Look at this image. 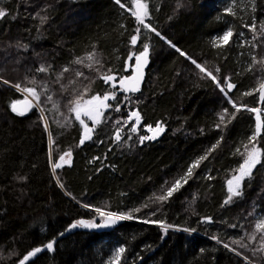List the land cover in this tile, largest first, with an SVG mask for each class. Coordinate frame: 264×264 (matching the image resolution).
Wrapping results in <instances>:
<instances>
[{"label":"trees","instance_id":"1","mask_svg":"<svg viewBox=\"0 0 264 264\" xmlns=\"http://www.w3.org/2000/svg\"><path fill=\"white\" fill-rule=\"evenodd\" d=\"M244 1H251L245 5L246 22L237 13L240 0L231 7L238 16L223 14L226 0H150L154 11L150 10L149 19L197 62L208 69L220 68L218 74L214 72L219 78L231 77L237 88L229 95L237 105L264 111L258 92L243 95L258 89L263 80L264 35H259V24L264 22V0ZM0 9L6 12L0 18V77L5 72V79L20 78L27 83L23 86L36 87L43 109L34 107L24 116L11 112V101L25 96L12 86L14 82L8 86L0 82V264H18L28 251L53 239L55 250H45L28 264H110L120 246L126 248L127 256L122 264H245L236 252L223 247L228 243L232 248L231 234L235 240L240 235L238 246L246 245L241 248L249 250L246 255L254 263L264 264V230L255 228L258 216L246 222L249 213L264 214V129L257 144L262 163L254 170L250 186L246 181L243 197L224 204L229 195L225 181L242 163L245 145L251 147L254 113L242 108L235 119L226 116V128L223 124L217 128L223 110L231 114L235 109L216 84L164 40L142 30L147 38L142 42L150 45V64L141 91L128 94L130 99L119 112H105L108 119L101 124L85 119L94 129L93 139L79 146L81 126L67 101L76 92L89 99L97 92L110 91L100 79L106 69L118 78L131 74L125 69L142 50L141 42L130 45L139 27L135 17L114 0H0ZM253 16L258 24L255 40L243 27ZM41 17L47 19L42 23ZM228 27L237 34L243 31L253 44L240 53L235 43L238 35H234L228 45L215 47L213 37ZM92 51L103 68L83 59ZM78 58L83 62L74 63ZM40 66L50 67L41 73L36 70ZM37 80L47 82V93ZM89 84L91 93L85 91ZM56 89L60 93L48 100ZM132 110H139L142 118L136 134L131 132L134 123L126 119ZM157 123L165 129L161 137L140 143L143 126ZM117 129L119 141L115 140ZM221 136L223 140L186 186L167 202H157L162 189ZM66 152H71L69 163L53 172L52 163ZM22 176L27 179L20 181ZM85 203L106 211H141L133 212L138 222L120 221L110 230L78 228L58 236L77 219L96 217L91 208L81 206ZM206 217L211 221L203 222ZM145 219L171 227L164 233L157 223H143ZM233 224L237 230L230 227ZM250 234L256 238L250 239ZM254 250L259 251L253 255Z\"/></svg>","mask_w":264,"mask_h":264},{"label":"snow or ice","instance_id":"2","mask_svg":"<svg viewBox=\"0 0 264 264\" xmlns=\"http://www.w3.org/2000/svg\"><path fill=\"white\" fill-rule=\"evenodd\" d=\"M114 3L120 7V9H123L127 12H131V15L135 17V21L139 25V27H136L134 32L135 34L131 35L130 37V45L136 46L138 42H141L142 50L139 51L137 55H134V64L129 65L125 70H131L132 75L128 76H119L111 69H106L105 74L100 76V79L103 81V83L109 85L110 91H101L97 92L96 94H92L89 99H84V96L81 92H76L75 98L69 99L67 101L69 106V111L73 112L75 114V119L79 121L80 125L83 126V132L80 139V144L83 145L86 141H90L93 139V132L94 129L90 128L88 124L85 122V119L82 117L87 118V120H91L95 125H99L102 122L106 121L108 117L105 116V112L108 110H114L116 112H119L121 110V104H124L125 102L129 101V93L135 94L141 91V83L144 78L143 70L147 66L150 60V45L146 42H142L143 39H147L146 37H143V31L147 30L150 33H153L156 37L160 38L161 40H164L171 48H173L177 53H179L180 56L185 57L187 60L190 61L192 65L195 66L196 69H199L200 73H204L206 77L210 78L217 86L219 91L223 94L225 97V100L231 104L232 108L235 109L234 113H229L228 109L225 108L223 110V113L219 115L220 123L216 125L217 128H221V125L223 124L224 127H227V124L225 123L226 116H231V119L236 118V113H240L241 109H245L249 113L255 114V132L254 134L249 137V142L251 144V147H248L245 145V152L240 153L241 156H243V161L240 163L238 169L235 170L234 175L230 179L227 180V191L229 193L227 199L224 201V204H230L234 201L235 198H242L244 194V187L245 182H248V185L250 186L251 179L254 174V170L257 168V165H260L262 163V151L261 148L257 147V144L259 143V137L261 135V130L264 129V120H262V116H264V111H262L261 107H249L245 104L237 105L233 101V98L229 95V93L237 88V84L231 82V77L225 76L224 78H219L218 75L214 74L220 72V68L208 69L203 63L197 62L196 59L189 56L185 51H183L181 48H179L176 44H174L171 40L167 39L165 35L161 33L153 24L151 23L150 17V10L154 11V9H150V0H131V7L128 6V0H125V2H122V0H114ZM233 9L231 7H228L225 9V14H232ZM6 15L5 10L0 9V18H3ZM38 15V14H37ZM41 22L43 23L47 18L41 17ZM243 27L248 28L250 32L253 33L252 39H257V20L253 16L251 23H245ZM234 35H238L240 37L244 36V32L241 31L238 34L234 33L232 30V27H228L222 35L219 37V43L214 45L215 47H222L226 46L230 43V40L233 38ZM259 35H264V22H261L259 24ZM245 41H240L241 47ZM25 48L27 46H24ZM88 60L92 61L93 63L97 64L99 67L103 68V64L100 60L96 59V52L92 51L89 52ZM255 59V58H254ZM264 60V58H261ZM128 60H133V54H129ZM76 64H80L83 62L82 58H78L73 61ZM50 66H40L36 70L38 72L44 73L49 70ZM91 67V65H89ZM65 72L68 71L67 68L64 69ZM112 73V74H107ZM78 76H83V73L77 72ZM259 76V74H255ZM91 80V78H89ZM0 81H2L4 84H10L11 82L7 79H3L0 77ZM15 87L18 91L22 93L29 94L32 99L30 100L27 96H25L24 99H16L11 101L9 107L11 112L15 113L19 116L26 115L29 111H31L34 107L39 108L41 111L43 109L41 108V95L37 91V88L32 86H22L20 83H15L12 85ZM85 91L91 93L92 88L91 85H85ZM258 92V102L264 104V83H261L259 85L258 89L249 90L243 93L244 96H253L254 93ZM119 93H123L124 95L121 97ZM48 100H51L52 97L48 96ZM35 101V103H33ZM114 102V103H110ZM135 119V124L131 128V132L136 133L138 132V126L141 124V113L139 110H132L128 114V121H131L132 119ZM41 119H44L43 116H41ZM231 121L229 120L228 123ZM117 124L121 123V120L116 121ZM127 123V121L125 122ZM147 131L151 133V135H141L139 136V142L143 143L144 141L154 140L156 139L163 131L164 128L160 123H157L155 128L152 127V125H146ZM131 138V137H129ZM122 137L120 135V129H117L115 134V140L119 141ZM223 140V136L220 137V140L217 141L216 144L212 145L210 149L206 151L204 155L199 156L196 158L193 162L190 163V165L187 167L186 171L183 172V174L179 175L178 177L174 178L173 181L170 183V186H167L166 188L162 189V194H159L155 197L156 201L159 203H165L167 202L176 192H179L188 182L193 178L195 175V170L199 169L201 164L207 160L211 154L212 151H214L220 141ZM102 142V141H101ZM239 151V150H238ZM71 152H66L64 155L59 156V162H53L52 163V169L53 172L55 170L62 168L64 164L69 163V160L65 159V157H70ZM50 159H51V153H50ZM20 181H24L27 179V177H18ZM211 179V177H209ZM59 183V180H58ZM168 184V182H166ZM61 187H63V184H60ZM86 209L91 208L97 217L100 218V222L97 223L95 218L92 219H77L73 223H71L68 228L65 229L64 232L58 233V236L63 237L66 233L82 228V229H99V228H105V227H111L113 225H116L120 221H127L134 219L133 212H140L141 209L137 208L131 211H106L103 210L101 207H94L89 203H85L83 205ZM147 207V205H145ZM150 215L154 216L156 215L155 212H152ZM251 215V213H249ZM206 221H211V217L204 218ZM143 223H157L159 224L163 230L164 233H167L171 225H166L163 221L159 220H151V219H145L143 220ZM230 227H237V225L233 224L230 225ZM255 228L258 230H264V219H261L259 223L255 224ZM184 231H189V229H184ZM191 231H195V229H192ZM250 239H255V235L250 234ZM213 239H217L216 237H213ZM264 239V237H262ZM57 241L53 239L50 242H47L43 246H37L28 251L26 254L23 255L21 259H19L18 264H28V262L33 261L34 258H38V254H41L45 250L48 252H52L55 250V245ZM233 243H238V241H233ZM223 247L225 249H229L231 251H236L234 248H231L230 244L223 243ZM241 247H246V245L241 244ZM264 250V246H262V249ZM203 251V250H201ZM256 251L254 250L253 255L256 254ZM126 248L124 246L118 247L113 255V258L110 262V264H122V258L123 260H127V256L125 255ZM236 255L241 256L243 260L245 261V264H253V261L247 256L244 255L241 252H236ZM142 259V257H141Z\"/></svg>","mask_w":264,"mask_h":264},{"label":"rangeland","instance_id":"3","mask_svg":"<svg viewBox=\"0 0 264 264\" xmlns=\"http://www.w3.org/2000/svg\"><path fill=\"white\" fill-rule=\"evenodd\" d=\"M231 2H233V1H231ZM231 2L230 3H227V2H223V4H222V10L224 11L223 12V14H225V9L229 6V5H231ZM251 1H248V2H246V1H243V0H241L240 1V3H239V5H238V8H237V13L239 14V18H242L245 22H246V20H245V17H244V15L245 14H247V10H246V8H245V5H247V4H249ZM237 13H232V16H238V14ZM219 41V40H218ZM240 41L241 40H239L237 37H236V42L237 43H240ZM255 42V41H254ZM219 42H217V43H215V45L216 44H218ZM253 44V40L251 39L250 40V45H252ZM243 46H245V44H243ZM255 46V45H254ZM238 47L239 48H241V51H240V53L242 52V50L244 49V47H241V46H239L238 45ZM250 48H251V46H250ZM255 49V48H254ZM247 52L248 53H250L251 55H249L251 58H253V54H252V52L250 51V50H247ZM84 60H87V61H90V60H88V58L86 57V58H83ZM262 61H264V60H262ZM264 63V62H263ZM63 71H64V69H63ZM1 75H2V77H3V79H5V77H6V73L5 72H1ZM8 80V79H7ZM14 81H12V80H9V81H12V82H14V83H20L22 86L23 85H25V84H27V83H25L22 79H20V78H18V79H13ZM59 80H61V79H58V81ZM16 81V82H15ZM38 81V83L41 85H43L44 87H45V90H44V93H47L48 91H49V88H48V85H47V82H45L44 80H37ZM263 81V80H262ZM0 82H2V81H0ZM3 83V82H2ZM6 86H8L9 84H5ZM11 85V84H10ZM62 88V85H61V83H60V89ZM18 91V90H17ZM18 92H20V91H18ZM23 96H27V97H29L30 99H32L31 97H30V95L29 94H27V93H22V92H20ZM60 93V91L59 90H53L52 91V93H51V95L50 96H57L58 94ZM122 97V96H121ZM39 109V108H38ZM131 112V111H130ZM42 116V115H41ZM43 117H45L44 116V114H43ZM127 119V118H126ZM126 119H123L122 120V122L124 121V122H126ZM92 125H94V123L92 122ZM262 132H263V129H262ZM136 134V133H135ZM262 134V133H261ZM65 159H67V157H65ZM67 160H69V159H67ZM186 186V185H185ZM81 206H83V205H81ZM255 216H258V219H259V222H260V220L261 219H264V214H262L261 212L260 213H252L251 215H248L247 216V220H246V222L248 223L250 220H254L255 219ZM262 216V217H261ZM129 221H135V222H138L137 220H135V219H132V220H129ZM100 222V220L97 222V223H99ZM203 222H206V220L204 219L203 220ZM150 224V223H149ZM151 225V224H150ZM161 227V226H160ZM182 231V230H181ZM240 236V235H239ZM238 236V237H239ZM234 235L233 234H231L230 236H229V239H230V241H229V243H231L232 244V248H234L235 250L238 248V249H240V252L241 253H243L244 255H246V253H248L249 252V250H245V249H242L241 247H239L238 246V244H240V243H233V241L235 240L234 238ZM238 237H236V240L235 241H238ZM214 242H216V240L214 241ZM216 243H218V242H216ZM218 244H220V243H218ZM222 245V244H221ZM115 252V251H114ZM114 252H113V254H112V256H111V258H110V262H111V260H112V258H113V255H114ZM235 252H238V251H235ZM240 258H242L241 256H239ZM243 259V258H242ZM252 260V259H251ZM253 264H256V263H254L253 262Z\"/></svg>","mask_w":264,"mask_h":264},{"label":"water","instance_id":"4","mask_svg":"<svg viewBox=\"0 0 264 264\" xmlns=\"http://www.w3.org/2000/svg\"><path fill=\"white\" fill-rule=\"evenodd\" d=\"M136 46H137V45H136ZM149 64H150V60H149V63L147 64V66H146V67L144 68V70H143L144 78H143V81H142V83H141V89H142L143 84H144V81H145L146 71H147V69H148V67H149ZM132 74H133V73L131 72L130 75H132ZM262 83H264V73H263V81H262ZM138 93H139V92H138ZM129 94H132V93H129ZM135 94H137V93H135ZM28 98H29V97H28ZM29 99H30V98H29ZM30 100H31V99H30ZM33 103H35V102L33 101ZM259 103H260V102H259ZM260 104H262V103H260ZM29 112H30V111H29ZM29 112H28V113H29ZM28 113H27V114H28ZM128 114H129V113H128ZM82 118H83V119H86L85 117H82ZM133 119H134V118H133ZM133 119H132V120H133ZM132 120H131V121H132ZM85 122H86V121H85ZM129 122H130V121H129ZM78 123H79V121H78ZM86 123H87V122H86ZM79 124H80V123H79ZM80 126H81V129H82V131H81V136H82L83 126H82V125H80ZM88 126H89V125H88ZM89 127L91 128V126H89ZM163 128H164V127H163ZM146 129H147V128H146ZM254 129H255V128H254ZM164 131H165V129H164ZM164 131H163L162 133H164ZM261 133H262V130H261ZM150 135H151V133H150ZM80 139H81V137H80ZM87 142H88V141H86L85 143H87ZM85 143H84V144H85ZM84 144H83V145H84ZM83 145L80 144V140H79V146H83ZM257 166H258V165H257ZM234 174H236V173H234ZM234 174H233V175H234ZM231 177H232V176H231ZM231 177H230V178H231ZM230 178H228V179H230ZM228 179H227V180H228ZM227 180L225 181L226 191H227ZM227 193H228V191H227ZM228 194H229V193H228ZM95 219H96V222L100 220V218L97 217V216L95 217ZM116 225H117V224H116ZM116 225H113V226H111V227H105V228H103V229H105V230H110V229H112V228H113L114 226H116ZM83 230H89V229H83ZM65 235H66V234H65ZM65 235H64V236H65Z\"/></svg>","mask_w":264,"mask_h":264},{"label":"built area","instance_id":"5","mask_svg":"<svg viewBox=\"0 0 264 264\" xmlns=\"http://www.w3.org/2000/svg\"><path fill=\"white\" fill-rule=\"evenodd\" d=\"M231 1H233V2H231ZM241 1V0H240ZM244 1V0H243ZM226 2L227 3H230L231 2V5H229L228 7H232V5L235 3V0H226ZM227 7V8H228ZM234 13V12H233ZM222 35V34H221ZM221 35H215L214 37H213V44L215 45V43H217V42H219L218 40H219V37L221 36ZM239 40H241V41H245V46H242V47H247V46H249L250 45V39L249 38H247V37H245V36H243V37H240V36H238L237 37ZM235 43H237L236 42V40H235ZM238 45L239 46H241L240 45V43H238Z\"/></svg>","mask_w":264,"mask_h":264},{"label":"flooded vegetation","instance_id":"6","mask_svg":"<svg viewBox=\"0 0 264 264\" xmlns=\"http://www.w3.org/2000/svg\"><path fill=\"white\" fill-rule=\"evenodd\" d=\"M127 118H128V116H127ZM87 119V118H86ZM129 122V121H128ZM131 123H134L135 124V119H133L132 121H130ZM88 124V123H87ZM141 124H142V122H141ZM141 124L138 126V127H140L141 126ZM89 125V124H88ZM90 126V125H89ZM156 126V125H155ZM155 126H152L153 128H155ZM91 128H92V126H91ZM81 131H82V129H81ZM143 131H144V133L142 134V135H150V132H148L147 131V129H146V127L145 126H143ZM138 132H139V130H138ZM163 133H161L156 139H154V140H149V141H144L145 143L146 142H155V141H157L160 137H161V135H162ZM143 142V143H144Z\"/></svg>","mask_w":264,"mask_h":264},{"label":"bare ground","instance_id":"7","mask_svg":"<svg viewBox=\"0 0 264 264\" xmlns=\"http://www.w3.org/2000/svg\"><path fill=\"white\" fill-rule=\"evenodd\" d=\"M49 121V120H48ZM51 124V123H50ZM53 125H54V123H53ZM224 227V226H223ZM225 228V227H224ZM227 228H229V227H227ZM236 229V228H235ZM237 230V229H236Z\"/></svg>","mask_w":264,"mask_h":264}]
</instances>
